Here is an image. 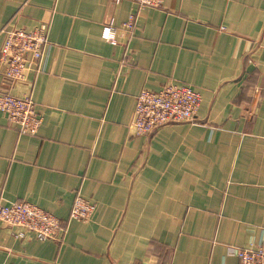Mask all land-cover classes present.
I'll list each match as a JSON object with an SVG mask.
<instances>
[{
    "label": "crops",
    "instance_id": "0c3cea01",
    "mask_svg": "<svg viewBox=\"0 0 264 264\" xmlns=\"http://www.w3.org/2000/svg\"><path fill=\"white\" fill-rule=\"evenodd\" d=\"M9 23L48 24L50 44L26 82L0 64V90L43 117L28 135L0 111V204L31 202L66 230L0 222V264H239L264 239V0H0ZM169 82L201 95L199 123L135 135L139 93ZM77 196L88 221L69 220Z\"/></svg>",
    "mask_w": 264,
    "mask_h": 264
},
{
    "label": "built area",
    "instance_id": "2783aa9c",
    "mask_svg": "<svg viewBox=\"0 0 264 264\" xmlns=\"http://www.w3.org/2000/svg\"><path fill=\"white\" fill-rule=\"evenodd\" d=\"M120 2L121 0H115ZM138 9L162 7L166 0H131ZM135 15L131 14L124 23L130 29ZM10 24V25H9ZM0 29L5 40L0 48V64L3 67L4 81L10 84L26 82L30 75H37L45 69V55L49 41V25L41 23L27 29L9 23ZM111 29L110 36L105 30ZM116 29L107 24L103 37L116 43ZM201 95L189 85L173 82L165 84L160 90L143 89L136 101L132 129L135 135H148L162 126L172 123H199L198 111ZM0 111L7 114L20 133L36 135L43 123L31 95L16 96L8 90H0ZM95 205L82 196H77L69 220L88 221L95 212ZM0 222L7 227L20 228L16 236L22 237L25 231H33L40 240L55 239L66 230L65 221L55 214L28 201H15L0 204ZM239 264H264V239L257 245L238 249Z\"/></svg>",
    "mask_w": 264,
    "mask_h": 264
},
{
    "label": "clouds",
    "instance_id": "9594fccd",
    "mask_svg": "<svg viewBox=\"0 0 264 264\" xmlns=\"http://www.w3.org/2000/svg\"><path fill=\"white\" fill-rule=\"evenodd\" d=\"M110 34H111V29H106L105 30V35L106 36H110Z\"/></svg>",
    "mask_w": 264,
    "mask_h": 264
}]
</instances>
